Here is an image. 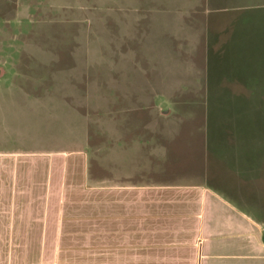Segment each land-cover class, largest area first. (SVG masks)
Wrapping results in <instances>:
<instances>
[{
	"label": "crops",
	"instance_id": "obj_1",
	"mask_svg": "<svg viewBox=\"0 0 264 264\" xmlns=\"http://www.w3.org/2000/svg\"><path fill=\"white\" fill-rule=\"evenodd\" d=\"M207 76L213 89L228 91L223 77ZM226 79L256 86L236 74ZM125 86L118 92L131 109L151 114L155 105L176 116L167 94L196 90ZM59 88L19 95L37 108L33 144L8 145V130L21 133L9 124L11 110L24 101H0V264H264L262 131L206 111L202 163L186 162L172 145L183 118H161L155 146L152 120L115 115L91 123L83 93L72 98ZM94 136L107 143L93 144Z\"/></svg>",
	"mask_w": 264,
	"mask_h": 264
},
{
	"label": "rangeland",
	"instance_id": "obj_2",
	"mask_svg": "<svg viewBox=\"0 0 264 264\" xmlns=\"http://www.w3.org/2000/svg\"><path fill=\"white\" fill-rule=\"evenodd\" d=\"M194 31L200 39L191 45ZM222 51L223 58H215ZM209 72L223 77L228 91L209 86ZM234 74L256 86L246 89L226 79ZM263 82L264 0H0V101L16 96L24 101L11 110L16 114H10L15 120L9 124L21 133L8 130V145L38 141L33 137L38 129L32 126L37 108L19 95L32 99L60 87L68 97L83 93L80 101L91 123L100 125L115 115L152 120L155 146L166 122L161 118H183L180 138L172 145L182 150L186 162L202 163L204 116L213 110L217 120L239 117L255 135L256 129L262 131L263 152ZM187 84L196 90L183 91ZM120 86L138 91L180 88L182 94H167L175 98L178 117L172 111L161 114L155 105L151 114L131 109L129 98L118 92ZM97 132L102 128L97 126ZM99 141L94 136L92 143H107ZM260 183L257 195L264 200V177Z\"/></svg>",
	"mask_w": 264,
	"mask_h": 264
}]
</instances>
